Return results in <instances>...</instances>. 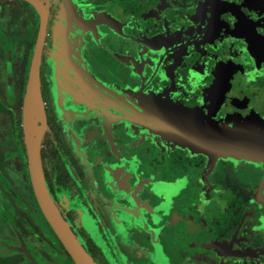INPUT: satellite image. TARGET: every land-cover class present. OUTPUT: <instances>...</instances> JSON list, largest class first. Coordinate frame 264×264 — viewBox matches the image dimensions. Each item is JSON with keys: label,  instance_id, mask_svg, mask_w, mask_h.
<instances>
[{"label": "flooded vegetation", "instance_id": "flooded-vegetation-1", "mask_svg": "<svg viewBox=\"0 0 264 264\" xmlns=\"http://www.w3.org/2000/svg\"><path fill=\"white\" fill-rule=\"evenodd\" d=\"M34 1L0 0V264H75L28 170L40 9L42 171L92 259L264 264V0Z\"/></svg>", "mask_w": 264, "mask_h": 264}, {"label": "water", "instance_id": "water-1", "mask_svg": "<svg viewBox=\"0 0 264 264\" xmlns=\"http://www.w3.org/2000/svg\"><path fill=\"white\" fill-rule=\"evenodd\" d=\"M34 4V0H27ZM37 5V4H36ZM41 28L38 32L36 45H34L32 60L29 66L28 80H26L25 97H23V127L24 137L27 145L28 170L32 181L34 193L38 203L48 218L50 225L64 244L75 264H97L86 251L77 236L69 227L66 219L62 216L58 208L53 203V199L46 187L42 171L41 147L42 138L46 130V112L43 105L41 92L40 63L42 62V47L44 46V28L46 27V14L40 9ZM39 126L41 132L34 143L35 127ZM213 135L230 137V133L221 128H209Z\"/></svg>", "mask_w": 264, "mask_h": 264}, {"label": "bare ground", "instance_id": "bare-ground-1", "mask_svg": "<svg viewBox=\"0 0 264 264\" xmlns=\"http://www.w3.org/2000/svg\"><path fill=\"white\" fill-rule=\"evenodd\" d=\"M39 132H41V129H40L39 126H36V127H35V132H34V143L37 142V137H38V135H39Z\"/></svg>", "mask_w": 264, "mask_h": 264}]
</instances>
